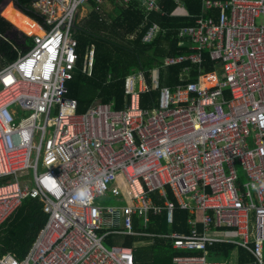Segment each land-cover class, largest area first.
Returning <instances> with one entry per match:
<instances>
[{"label":"built area","instance_id":"built-area-1","mask_svg":"<svg viewBox=\"0 0 264 264\" xmlns=\"http://www.w3.org/2000/svg\"><path fill=\"white\" fill-rule=\"evenodd\" d=\"M90 1L104 19L103 0H35L42 34L22 32L31 44L21 38L26 50L14 46L0 67V227L28 198L46 215L26 253L0 264H142L135 248L106 246L108 235L169 239L188 253L173 264H264V0H202L195 24L178 31L189 53L128 74L122 109L98 101L79 114L67 82ZM116 1L161 12L157 0ZM159 30L153 23L142 42ZM184 62L187 82L159 86L161 69ZM154 90L155 104L141 108L140 95ZM109 195L116 205L103 208ZM176 207L191 216L187 233L142 230L162 212L170 226ZM222 243L234 246L230 258L210 259L208 247Z\"/></svg>","mask_w":264,"mask_h":264},{"label":"trees","instance_id":"trees-1","mask_svg":"<svg viewBox=\"0 0 264 264\" xmlns=\"http://www.w3.org/2000/svg\"><path fill=\"white\" fill-rule=\"evenodd\" d=\"M3 1L5 0H0V6ZM11 1L17 9L9 3L2 11V17L0 16V67L16 58L17 53L14 46L25 51L24 47L31 44V37L15 32L14 27L31 35L42 34L39 25L45 26L43 16L32 7L35 0ZM157 2L161 7V12H151L146 15L138 2H132L127 7H123L116 0H103L99 9L105 12L106 20H100V14L96 10L97 5L90 1L89 15L82 19L74 29L77 42L76 71L72 79L67 82V95L76 100L77 113L86 112L92 104L98 101L112 103L115 110L122 109L128 102V96L124 92V79L128 74L144 70L148 75L147 72L150 69L161 66L164 57L190 52L187 47L188 39H180L178 31L195 24V17L202 11V0H157ZM106 6L110 9L107 10ZM153 23L157 24L160 30L151 42L143 43L142 38ZM21 38L26 40L28 46L20 43ZM90 49L93 50V57L88 72L86 62ZM205 54L207 52L203 55L206 58L205 69L211 71L213 68L209 66L208 57ZM187 65L188 63L184 62L161 69L159 86L174 87L176 84L187 82L181 77V69ZM194 74H197L195 68L191 71V78ZM209 77H206V82L207 80L208 82L213 81ZM157 96L158 92L155 90L141 94L140 107H151L157 101ZM168 196L174 200L170 192ZM153 197L156 198L155 195ZM190 217L187 211L176 207L173 222L169 226L165 220V212L157 215L150 214L145 232L154 235L170 232L187 233ZM45 221L46 215L42 212L40 203L34 199H25L0 227V256L9 252L21 258ZM133 224L134 229H137L136 219ZM144 238L108 235L104 244L135 248V262L142 264H173V256L188 254L172 249L169 239L156 236L146 237V240ZM233 249L232 244H215L208 247L207 254L210 259L214 260L229 259ZM145 253L148 255L142 259ZM238 256L240 262L249 260L244 251L240 249Z\"/></svg>","mask_w":264,"mask_h":264},{"label":"rangeland","instance_id":"rangeland-1","mask_svg":"<svg viewBox=\"0 0 264 264\" xmlns=\"http://www.w3.org/2000/svg\"><path fill=\"white\" fill-rule=\"evenodd\" d=\"M11 4L12 5V2L11 1H9L8 2V4ZM7 4V5H8ZM83 7L85 8V10H86V12H87V10L89 9H91L87 4H85V5H83ZM106 9L108 10V9H110L108 6H106ZM1 16V15H0ZM2 17V16H1ZM80 19H82L84 16H82V15H80ZM237 169H238V171H239V176H240V180H242L243 179V177H242V174H241V172H240V169H239V167L237 166ZM244 180V179H243ZM185 199H189L188 198V196H185ZM99 203H100V205L103 207V208H108V207H112V206H115L116 205V201H115V199L111 196V195H109V196H107L105 199H101V200H99L98 201ZM144 232H145V229H142ZM234 237V235H231L230 236V238H233ZM141 238H144V237H141ZM145 240L147 239L146 237L144 238ZM115 243V242H114ZM146 255H148V253H145V255H143L142 256V259H145V257H146ZM141 261H143V260H141Z\"/></svg>","mask_w":264,"mask_h":264},{"label":"crops","instance_id":"crops-1","mask_svg":"<svg viewBox=\"0 0 264 264\" xmlns=\"http://www.w3.org/2000/svg\"><path fill=\"white\" fill-rule=\"evenodd\" d=\"M88 6H89V5H88ZM5 7H6V6H5ZM5 7H4V8H5ZM13 7H14V6H13ZM4 8H3L2 10H4ZM7 11H8V9L5 11V13H6ZM89 13H90V10H89V9L87 10V12H86L85 8L82 9V15H84V16H88ZM0 14H1V13H0ZM3 14H4V13H3ZM1 16H2V15H1ZM100 16H101V15H100ZM100 16H99V18H100ZM105 16H106V14H105V12H103V17H104V19L106 20V17H105ZM4 19H5V18H4ZM107 19H108V18H107ZM212 78H213V77H210L211 80H213Z\"/></svg>","mask_w":264,"mask_h":264},{"label":"water","instance_id":"water-1","mask_svg":"<svg viewBox=\"0 0 264 264\" xmlns=\"http://www.w3.org/2000/svg\"><path fill=\"white\" fill-rule=\"evenodd\" d=\"M9 1H11V0H5V1L2 2L1 6H0V13H1L2 9L8 4ZM11 2H12V5L15 7L13 1H11ZM15 8H16V7H15ZM14 31H15V32H18L19 34H22V32L19 31V30L16 29V28H14Z\"/></svg>","mask_w":264,"mask_h":264},{"label":"bare ground","instance_id":"bare-ground-1","mask_svg":"<svg viewBox=\"0 0 264 264\" xmlns=\"http://www.w3.org/2000/svg\"><path fill=\"white\" fill-rule=\"evenodd\" d=\"M17 9V8H16ZM3 11V10H2ZM2 11H1V13H2ZM1 15V14H0ZM16 28V27H15ZM17 29V28H16ZM20 31V30H19ZM32 35V34H31ZM38 35H41V34H38ZM206 77H209V76H205L204 78H203V82H206ZM210 78V77H209ZM214 79V78H213ZM104 215H106L107 217H109L110 216V214L108 213V212H106Z\"/></svg>","mask_w":264,"mask_h":264},{"label":"clouds","instance_id":"clouds-1","mask_svg":"<svg viewBox=\"0 0 264 264\" xmlns=\"http://www.w3.org/2000/svg\"><path fill=\"white\" fill-rule=\"evenodd\" d=\"M38 24V23H37ZM13 26V25H12ZM14 27V26H13ZM15 28V27H14ZM21 35H23V33L21 34ZM166 57H168V56H166ZM166 57H164V58H166ZM163 61V60H162ZM162 64V63H161Z\"/></svg>","mask_w":264,"mask_h":264}]
</instances>
